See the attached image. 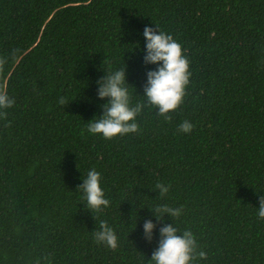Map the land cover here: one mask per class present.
<instances>
[{
    "label": "trees",
    "instance_id": "1",
    "mask_svg": "<svg viewBox=\"0 0 264 264\" xmlns=\"http://www.w3.org/2000/svg\"><path fill=\"white\" fill-rule=\"evenodd\" d=\"M146 25L182 47V102L167 119L145 105L137 132L89 134L102 69L124 63L143 102ZM0 90L15 101L0 116V264H150L157 232L146 242L141 225L161 203L183 207L173 223L207 254L195 264H264V0H0ZM90 168L99 213L76 188ZM102 220L115 249L94 238Z\"/></svg>",
    "mask_w": 264,
    "mask_h": 264
},
{
    "label": "clouds",
    "instance_id": "2",
    "mask_svg": "<svg viewBox=\"0 0 264 264\" xmlns=\"http://www.w3.org/2000/svg\"><path fill=\"white\" fill-rule=\"evenodd\" d=\"M141 35L142 63L155 66L145 71L142 94H136L135 91V95L144 98L143 102H132L129 86L132 88L134 86L127 82L124 63L119 67H110L107 71L102 69L103 74L95 81V96L98 101H102L98 105L101 111L87 120L86 127L89 134H99L105 139H111L117 135L137 132L136 117L145 105L154 106L157 114L167 119L168 112L176 109L182 102L191 73L180 43L157 26L155 30L147 25L144 26ZM132 45L131 50L139 49L138 41ZM14 102V98L6 90H0V116L6 115L4 110L10 108ZM57 103L64 105L65 98L61 96ZM178 127L181 132L189 133L193 124L184 120ZM80 180L81 183L76 188L80 192L81 204L85 210L99 213L109 207L110 201L101 186L102 176L99 171L90 168ZM156 189L160 197H165L169 186L158 182ZM146 207L154 219H143L141 229L144 240L151 242L154 229L157 232L156 247L148 258L150 264H195L197 257L201 260L206 258L207 254L204 251H197L193 232L187 228L181 231L173 223V218L182 215V206L171 207L167 203H161L154 208ZM256 215L258 218H264V194L258 197ZM165 217L171 222H166ZM136 220L137 216L135 224ZM154 220L160 224L158 229ZM94 238L108 248L118 247V237L106 221H100V228L94 233Z\"/></svg>",
    "mask_w": 264,
    "mask_h": 264
}]
</instances>
